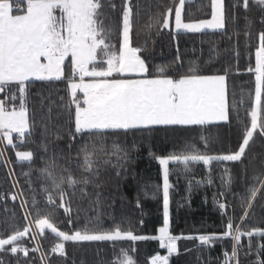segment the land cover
Masks as SVG:
<instances>
[{"label":"snow or ice","instance_id":"6c2138e0","mask_svg":"<svg viewBox=\"0 0 264 264\" xmlns=\"http://www.w3.org/2000/svg\"><path fill=\"white\" fill-rule=\"evenodd\" d=\"M190 0H170L164 5L159 0L156 13L151 14L143 25L147 30L155 28L174 30L177 34L220 32L228 35L229 22L236 24L243 10L245 20V46L249 49L246 73L253 79V88L237 98L229 91V77L239 75V51L236 65H225L205 73L198 66L184 69L179 54L177 67L168 71L167 65L152 70L147 58L141 53L146 47L134 43L139 4L133 0H0V166L8 169L11 190L0 192V204L7 210V202L18 205L23 213L21 224H13L10 231L0 233V264L9 257V264H52L53 257L67 261L68 243L131 242L132 250L138 241L156 240L167 255L155 254L150 264H169V257L177 253L180 239L197 242V247L210 250L222 241H229L231 250L222 253L220 264H264V227L250 226L247 222L258 194L264 195V172L254 175L246 194L233 193L243 209L237 218L230 215L232 205L227 201L231 191L230 169L224 167L220 176L225 189L213 197L214 205L222 217L221 232L197 233L174 236L170 234V173L183 166L190 172L192 165H202L208 172L207 183L212 184L213 165L242 162L246 151L256 136L264 138V28L253 34L248 13L253 7L260 13L264 25V0H208L210 18L190 20L186 18V4ZM240 32L233 29L231 40ZM254 60V62H253ZM209 63L211 60L208 61ZM35 81L63 82L68 95L70 141L80 139L77 157L82 175L60 168L56 157L47 155V140L37 141L35 115L29 108L30 89ZM236 122L238 144L212 153L210 144L214 138L205 130ZM158 129L182 130L199 134L203 149L186 142L178 151L167 156L150 155L160 166L162 173L163 225L159 235L136 234L119 223L104 227L99 221L89 220L83 225L74 224L69 190L78 185H87L100 172L97 153L111 158L104 164L120 167L127 155L124 148L112 144L109 153L103 145L113 135H128L137 132H152ZM48 135L47 125L41 133ZM57 139H60L57 136ZM35 144L44 156L38 157L31 149L21 150L26 144ZM73 144L69 143V148ZM15 152L17 164L28 171L22 184L15 178L5 152ZM37 159L43 166L34 169ZM170 165L175 167H170ZM35 171L42 180L34 186ZM117 175H121L118 171ZM203 181H197L201 184ZM191 187V181H189ZM43 194L46 213L41 215ZM29 196L31 203L29 204ZM219 197H224L220 199ZM137 207H140L137 201ZM63 210L65 220L58 221V212ZM15 214L13 213V220ZM238 219V222H237ZM58 223H67L70 230H61ZM143 225V220L139 221ZM55 238L49 249H44L41 240L49 235ZM243 238H247L246 243ZM250 259H247L249 258ZM114 264H135L127 249L121 248Z\"/></svg>","mask_w":264,"mask_h":264},{"label":"trees","instance_id":"16d2710c","mask_svg":"<svg viewBox=\"0 0 264 264\" xmlns=\"http://www.w3.org/2000/svg\"><path fill=\"white\" fill-rule=\"evenodd\" d=\"M120 0H116L119 4ZM139 4V18L137 22L134 43L146 50L141 55L147 58L149 66L155 70L157 66L167 65L168 71L173 72L177 67L176 58L179 54L183 61L184 69L190 65L198 66L203 72L210 73L225 65H236V52L239 51L238 66L239 75L229 77V91L235 92L237 98L243 91L245 95L253 88V79L246 73L249 63V49L245 46L243 32L245 30L244 13L239 9L240 18L236 24H228V35L220 32L206 31L205 33H176L174 30L164 29L157 31L152 28L150 31L143 27L149 20L151 14L159 9V0H133ZM170 0H162L166 6ZM227 5H231L233 0H225ZM208 0H191L186 4V18L190 20L210 18L207 7ZM252 21L251 31L253 34L264 28L260 24V11L253 7L247 14ZM240 32L237 44L236 37L231 40L233 29ZM211 60L209 63L208 61ZM254 62V60H253ZM66 85L63 82H40L35 81L30 89L29 108L35 115L37 124V141L47 140L48 152L44 156L42 150L35 144H26L21 150L31 149L38 157H56V162L60 168H66L77 177L82 173L78 168L80 159L77 151L80 147V139L70 141L69 113L65 105L68 102V95L65 91ZM47 125L48 135L45 138L41 135L44 125ZM206 135L213 139L210 144L212 153L226 150L231 147L235 149L238 144L236 122L233 119L231 127L226 124L213 126L205 130ZM57 136L60 139H57ZM249 149L246 151L242 162H228L226 165H213L211 174L212 184L207 183L208 172L202 165H192L190 172L183 171V166H178L177 170L170 173V234L174 236L221 232L223 230L222 217L219 209L213 203L214 195L224 191L221 187L220 176L224 167L230 169L232 177L231 191L227 192V201L232 205L228 209L230 215L237 218L243 209L238 197L234 198L233 193L246 194L247 188L252 183V177L264 172V138L256 136ZM73 146L69 148V143ZM124 148L127 152L120 167H112L104 164L108 157L98 152L96 159L100 161V172L97 177L92 178L87 185H78L75 191L69 190L71 200L72 215L74 224L71 227L83 225L87 221H99L104 227L119 223L125 229L129 227L136 234L158 235V229L163 225V203H162V173L156 160L150 155L167 156L173 151L180 150L186 142L194 143L203 149V143L199 139V134L195 132H185L182 130L172 131L158 129L152 132H137L128 135H113L107 138L103 147L107 152H111L112 144ZM2 147V146H0ZM8 160L12 161L10 167L14 170L15 178L23 184L25 177L23 172L28 169L21 168L15 160V152L8 150L5 152ZM4 157H0L3 160ZM43 166V160L37 159L34 169ZM170 167H175L170 165ZM121 175H117V172ZM32 179L34 186L43 183L38 179L33 171ZM191 181V187H189ZM197 181H203L197 184ZM11 181L8 169L0 166V192L10 191ZM224 199V197H219ZM42 209L41 215L46 213L47 206L44 204V196L39 195ZM139 201L140 207H137ZM31 196H29V204ZM253 215L247 222L250 226L264 227V195L258 194ZM13 213L15 219L13 220ZM22 211L13 202H7V210L0 204V233L10 231L13 224H21ZM143 220V225L139 223ZM65 220L63 210L58 212V221ZM238 222V219H237ZM61 230H70L67 223H58ZM55 238L49 233L41 240L42 247L49 249ZM247 238H243L246 243ZM121 248L127 249L134 258L135 264H150V259L155 254L166 255L167 250L159 247V241L147 240L138 241L135 244V251L132 250L131 242H116L115 248L110 242H81L78 244L68 243L66 251L67 261L62 258L53 257L52 264H114ZM177 253L169 257V264H220L222 253L230 251V242L225 240L218 243L210 250L197 247V242L180 239L177 243ZM5 264H9V257H4ZM247 259H250L247 258ZM242 264H246V258L241 256ZM39 264V261H37Z\"/></svg>","mask_w":264,"mask_h":264},{"label":"rangeland","instance_id":"374dc122","mask_svg":"<svg viewBox=\"0 0 264 264\" xmlns=\"http://www.w3.org/2000/svg\"><path fill=\"white\" fill-rule=\"evenodd\" d=\"M191 1V0H190ZM210 31V30H209ZM169 231H170V229H169ZM177 243H178V241H177ZM168 254V253H167Z\"/></svg>","mask_w":264,"mask_h":264},{"label":"water","instance_id":"95a60500","mask_svg":"<svg viewBox=\"0 0 264 264\" xmlns=\"http://www.w3.org/2000/svg\"><path fill=\"white\" fill-rule=\"evenodd\" d=\"M162 249V248H161ZM162 250H165V249H162ZM178 250V249H177ZM174 254H176V253H174Z\"/></svg>","mask_w":264,"mask_h":264}]
</instances>
